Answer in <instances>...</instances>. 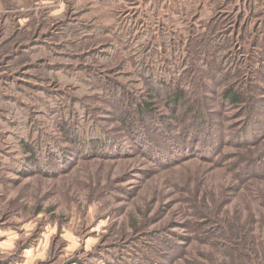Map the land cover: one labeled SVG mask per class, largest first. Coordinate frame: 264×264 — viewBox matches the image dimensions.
Instances as JSON below:
<instances>
[{"label":"rangeland","instance_id":"rangeland-1","mask_svg":"<svg viewBox=\"0 0 264 264\" xmlns=\"http://www.w3.org/2000/svg\"><path fill=\"white\" fill-rule=\"evenodd\" d=\"M259 10L0 0V262L264 264V71L220 79L196 40L229 30L243 61Z\"/></svg>","mask_w":264,"mask_h":264},{"label":"trees","instance_id":"trees-1","mask_svg":"<svg viewBox=\"0 0 264 264\" xmlns=\"http://www.w3.org/2000/svg\"><path fill=\"white\" fill-rule=\"evenodd\" d=\"M263 9H264V6H263ZM257 15H260L262 16V20L257 22L253 27V35L251 37L252 40L248 46V49H247V52L245 53V59L242 61L238 56H237V53H236V50H233V47L232 46V34L230 33L229 30H226V31H220V30H211V31H206L205 33H201V36L199 38H197L196 40L198 41V45L197 47H199L200 50H203V47H205L206 45L208 46L207 47V50L205 52L206 55L203 57V60L205 62V69H207V66L209 64H212L214 65V67H216V70L219 71V73L217 74V77H219L220 79H228L231 77V73L234 72L236 73L237 70L241 69V66H243L244 63H247L246 66H243V67H246L248 68L249 70H251V72L253 70H259V71H264V11L261 10V13H260V10L258 11V14ZM259 38H261L262 40L260 42L259 41ZM194 43H196V41L194 40L193 41ZM230 42H231V50H230ZM205 44V46H204ZM243 47L245 46H241L240 44V49H244ZM258 47V49H257ZM29 49V48H27ZM35 51V52H34ZM28 53H37L35 49H31L30 51H27ZM53 55V53H52ZM19 57V53H15L14 55V59H17ZM64 57V56H62ZM207 58H209L211 61H206ZM55 59H58L59 61V58H55ZM76 59V57H75ZM143 58H139V60H141ZM140 62V61H138ZM242 62H244L242 64ZM52 66L55 67L54 71L55 72H58L59 70H64L66 68V64H57V65H53V64H50ZM237 65V66H236ZM50 66V69L53 67ZM253 69V70H252ZM62 75L66 78V76L68 77H72L71 79H73V76L74 77H77L76 73H71L70 75H65V73H62ZM79 77V76H78ZM73 81V80H71ZM161 83L164 82L159 80ZM157 84H160V83H157ZM184 89L183 88H177L173 93L172 95L170 96V99H171V103L172 104H177L180 100H182V98L184 97ZM148 97H151V95H147ZM223 98L224 100H227L228 102H231V103H235L239 100V96L238 94L232 90L231 88H228L224 91V94H223ZM145 100H143L141 102V106L140 108H143L145 110H148L150 109V103L148 102H144ZM0 123L2 125V127L5 126V124L7 122H5V120H0ZM12 122H9V124L7 123V126H10ZM36 135V134H35ZM93 135V134H92ZM2 137V134L0 133V138ZM36 137V136H35ZM3 138V137H2ZM32 139L30 138V136L28 137V134L26 136V139L25 140H22V139H19L16 143L19 144L20 146H26L28 147V150L35 154V151L32 150L34 149L33 146H30L31 144V141ZM29 145H28V144ZM53 146L50 145L49 148H52ZM51 151H53L52 149H49L48 152L46 153V156H45V161H48L49 162V158H50V155H51ZM4 157V160H5V156H2ZM2 159H0V164H2L3 162H1ZM37 160V158H36ZM38 161L41 163L40 161V158L38 159ZM51 162V160H50ZM21 165V164H20ZM260 240L262 242V244L264 245V232L262 234H260ZM18 254L19 252H16V254H12V255H9L7 257V259L5 260V262H14L18 259H20L18 257ZM132 260V263L131 264H134V259H131ZM115 263V262H114ZM235 261H233L231 264H234Z\"/></svg>","mask_w":264,"mask_h":264},{"label":"crops","instance_id":"crops-1","mask_svg":"<svg viewBox=\"0 0 264 264\" xmlns=\"http://www.w3.org/2000/svg\"><path fill=\"white\" fill-rule=\"evenodd\" d=\"M233 0H220V2H222V4H228L229 2H232ZM214 2V0H200V5L203 4H212ZM235 4H239L241 6L243 5H255V4H262V6H264V0H234ZM264 11V9L262 10ZM3 240H0V251L1 252H5L4 248L2 247L3 244ZM13 245L10 247V250L12 249ZM9 250V249H8ZM31 250V248H24L21 250V252H19L18 257L20 259L14 261V262H5V260L7 258H3V260L0 262V264H25V260H27V252Z\"/></svg>","mask_w":264,"mask_h":264}]
</instances>
